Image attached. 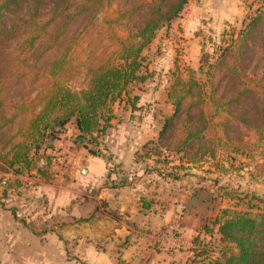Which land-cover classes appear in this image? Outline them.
Wrapping results in <instances>:
<instances>
[{
  "label": "rangeland",
  "instance_id": "1",
  "mask_svg": "<svg viewBox=\"0 0 264 264\" xmlns=\"http://www.w3.org/2000/svg\"><path fill=\"white\" fill-rule=\"evenodd\" d=\"M47 1L41 18L44 22L51 18L52 0ZM205 1H189L194 6L196 21L200 20L195 24L199 29L202 22L203 26L209 22L208 12L203 8ZM222 3L232 17V22L224 23L222 30L212 26L211 21L206 26L207 31L202 32L201 29L196 32L198 39L193 41L183 30L187 4L169 29L163 27L155 31L140 54L143 67L139 76L144 80L129 84L128 95L111 104L113 119H109L110 127L103 136H95L86 146L77 144L76 131L68 125L53 143L52 150L43 149L37 156L34 155L27 169L11 167L10 161L17 151L12 148L25 141L26 132L32 131L33 119L45 107L51 94L49 81L40 76L44 69L38 72L37 68L39 64L44 65L45 60H40L44 48L35 53H19L16 51L17 37L2 44L0 25V220L2 216L10 218L13 222L22 223L27 232L35 231L31 207L36 197H40L41 201L46 199L45 190L38 186L69 182L68 173L73 161H78V166L74 167L78 179L79 169H84V159L98 158L107 168L103 182L105 188L139 187L137 207L140 214H174L185 217L191 230L195 228L192 233L182 231L184 244L190 247L189 255L182 262L211 264L215 261L221 243L213 221L221 217V211H244L248 204L264 200V113L259 114L260 119L255 116L256 124L252 127H256L251 129L233 118L229 119L221 111L214 116V106H206V115L215 118L214 126L208 129L207 125L201 130L204 127L201 124V140L191 141L188 148L182 145L187 137L182 127L184 123L173 130L166 140H158V133L165 118L173 112V106L167 99L171 87L178 88L188 79H194L201 84L203 99L209 100L213 91L217 97L224 92L228 76L236 78L232 72H236L242 82L264 79V0H223ZM215 10L224 13L220 7ZM108 13L111 15L110 11ZM248 16H256L259 20L252 38H244L242 43L244 45L248 40L247 48H253L252 60L243 70L244 65L240 64L241 45L233 50V54H227L226 64L220 63L221 49L231 45L233 40H242ZM101 17L97 16L94 25L89 24L91 19L89 23L82 20L73 26L68 35L67 41H73V44L81 37L77 48L85 57L81 73L72 82L66 83L67 89L72 92L88 88L86 71L92 66L111 60L113 54L122 50L124 43L138 42H131L128 38L131 34L125 30L107 31L100 22ZM77 48L75 46L73 50ZM19 91L23 95L21 98L18 97ZM242 111L240 113L247 112ZM181 118L183 122L187 121L185 115ZM226 119L231 121L225 138L218 121ZM178 149H184V152ZM88 150L97 156L90 155ZM132 152L133 162L136 163L134 167L138 171L131 166V161L127 165V161L122 160V156ZM126 165L129 167L127 171ZM37 168H42L44 174L38 173ZM82 188L79 186V199L84 198ZM204 228L212 231L211 234H206ZM172 231L177 233L178 230ZM193 237H197L195 243H192ZM4 260L0 250V264H6Z\"/></svg>",
  "mask_w": 264,
  "mask_h": 264
},
{
  "label": "trees",
  "instance_id": "2",
  "mask_svg": "<svg viewBox=\"0 0 264 264\" xmlns=\"http://www.w3.org/2000/svg\"><path fill=\"white\" fill-rule=\"evenodd\" d=\"M189 1L52 0L51 18L44 22L41 18L48 5L47 0H0L2 44L17 37L19 42L16 51L19 53H35L44 48L40 57L41 61L45 60L44 65L39 64L37 68L38 72L44 69L40 76L49 81L51 92L45 107L32 121V131L26 132L23 143L12 148L17 151L10 161V166L30 168L33 156H37L43 149L52 150L53 143L66 131L68 125L73 126L76 131L77 144L86 146L97 136H103L110 127L109 119H113L111 104L128 95L129 84L144 80L139 76L143 67V59H140L142 49L150 42L156 30L170 28ZM97 16L102 18L100 22L106 26L107 31L125 30L131 34L128 36L131 42H138L124 43L122 50L117 51L116 56L112 55L111 60L114 61L108 59L92 66L86 71L88 88L72 92L67 89L66 83L72 82L75 76L81 73L85 66L84 61L82 62L85 57L77 48L81 37L74 44L71 43L73 41H67V38L74 25L82 20L88 22L89 19L91 22L88 23L94 25ZM258 22L256 16L246 18L242 40H233L231 45H226L221 52L219 50L220 63L226 64L227 54H233V50L242 45L244 38H252L253 29ZM247 41L242 45L243 52L240 54L243 70L254 55L253 48H247ZM75 46L77 49L73 50ZM232 74L236 78L228 76L224 92L217 97L213 91L209 100L203 99L201 84L194 79H188L187 83L178 88L171 87L167 92V99L173 106V112L165 118L158 133V140H166L167 136L183 123L182 127L187 136L182 144L184 148H188L193 140H201V130L206 129L207 125L208 129L214 126L215 118L207 116L204 111L206 106L211 105L214 106V116L221 111L229 119L233 118L240 124L255 128L256 126L252 127L256 124L255 116L260 119L259 114L264 113V79L242 82L236 72ZM178 93L180 95H177ZM18 94L19 98L23 97L20 91ZM242 109L247 112L240 113L244 112ZM183 115L187 117L186 122L182 121ZM229 119L218 121V126L223 127L222 135L225 138L229 130L227 126L231 121ZM201 124H204V127L200 130ZM178 151L184 152V149ZM88 153L97 156L91 150H88ZM37 172L44 174L42 168H37ZM258 202L248 204L244 211L222 210L221 217L213 221V226H217L216 234L221 246L217 251L218 258L211 264H264V200ZM204 232L211 234L212 231L204 228ZM196 239L197 237L192 243H195Z\"/></svg>",
  "mask_w": 264,
  "mask_h": 264
},
{
  "label": "crops",
  "instance_id": "3",
  "mask_svg": "<svg viewBox=\"0 0 264 264\" xmlns=\"http://www.w3.org/2000/svg\"><path fill=\"white\" fill-rule=\"evenodd\" d=\"M222 1L203 2L208 21L220 29L224 23L232 22ZM218 7L224 13L213 11ZM186 9L183 30L195 41L196 32L207 31L209 22L199 25L202 30L197 28L195 24L200 20L196 21L191 2ZM132 154L122 156V160L127 165L131 161L135 169ZM75 166L78 161L71 164L69 182L38 186L45 190L46 199L41 201L36 197L31 207L35 231L27 232L22 223L2 216L0 250L5 262L10 257L6 264H185L182 260L189 255L190 247L184 244L182 231L192 233L195 229L191 230L185 217L169 213L140 214L139 187L105 188L107 168L98 158L84 159V169H79L78 179ZM79 186L83 187V199L78 198ZM175 229L177 233H173Z\"/></svg>",
  "mask_w": 264,
  "mask_h": 264
}]
</instances>
